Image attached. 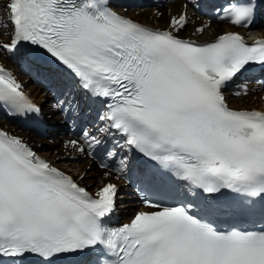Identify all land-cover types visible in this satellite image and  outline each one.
Returning <instances> with one entry per match:
<instances>
[{
	"label": "snow or ice",
	"instance_id": "1",
	"mask_svg": "<svg viewBox=\"0 0 264 264\" xmlns=\"http://www.w3.org/2000/svg\"><path fill=\"white\" fill-rule=\"evenodd\" d=\"M110 5L8 0L13 34L0 47L12 52L29 42L43 48L90 98L107 103L98 117L104 126L95 135L85 129L68 143L108 161L119 144L109 148L108 140L118 134L121 148L153 162L136 179L145 206L156 210L110 227L115 184L94 197L0 130V264H26L30 256L38 264H60L63 257L85 254L87 264H264V111L230 109L223 94L248 65H264V40L249 45L228 32L198 44L178 35L186 13L171 18L170 30H160ZM257 8L256 0H240L217 16L250 26ZM0 104L18 114L39 112L2 66ZM77 110L71 103L64 108L66 114ZM129 163L122 158L118 171H130ZM224 190L238 199H212ZM221 215L246 216L253 227L220 230L215 221Z\"/></svg>",
	"mask_w": 264,
	"mask_h": 264
},
{
	"label": "bare ground",
	"instance_id": "2",
	"mask_svg": "<svg viewBox=\"0 0 264 264\" xmlns=\"http://www.w3.org/2000/svg\"><path fill=\"white\" fill-rule=\"evenodd\" d=\"M2 3L4 7L7 5L8 0H3ZM156 9L150 7L148 5L143 6L140 5L139 7L132 6L126 12L128 15L133 17V19L147 23L149 25H156L161 26L163 28H169V18L174 15L175 13L178 16L182 13L187 14V23L186 26L179 31L183 37H190L195 38L198 40H204L208 38H212L217 34H220L225 31L229 30H236L233 27L225 25L223 22H217L211 20L209 25H206L205 22H202L203 15L200 17L189 8L188 5H185L182 0H167L165 6L154 4ZM156 10V11H155ZM4 12H8L7 8L3 9ZM124 11V10H122ZM8 17L10 16L9 13ZM11 34L10 35H3L0 34V39H2L3 44L10 43L11 36L13 34V25L11 24ZM197 28H203L202 32H197ZM261 28L256 27L255 29L251 30L253 33L263 32ZM3 51H0V66L7 68L17 80L19 84H25L24 91L28 93L32 98L35 99L36 103L41 105V112L42 116L52 124V127L49 130V135L44 137H36L35 135L23 131L13 124L8 123L5 120L0 118V128L10 131L12 133L18 134L24 139L27 144L34 149L41 158H46L52 164L60 167L61 169L65 170L66 172L70 173L74 176L78 183L87 186L90 190H96L101 184L105 183L110 179L116 181L115 177L112 175H105L106 172L97 169L90 163L87 157L77 159V160H69V158L65 157L66 154L68 156H76L77 154L73 149H71L68 145L71 138L64 132V128L60 125V117L53 109L52 102H49L50 94L46 93V87L42 86L41 84H35L30 76L25 72H21L15 67L16 59L12 57L8 52V56L2 54ZM18 61V60H17ZM80 92V91H79ZM264 93H255L250 91L246 96L242 95H234V92H231L229 89H223V94L226 95L227 100L230 103V106L234 108H246L251 106H257L259 108L264 107V100L260 99V94ZM50 139V143H48V139ZM44 143V144H43ZM65 144V145H64ZM44 146H49L48 149H43ZM87 165H90L88 171H86ZM119 191H121V186L119 185ZM123 192V191H122ZM124 195H119V198H123ZM128 198V201L120 204L119 207H124L125 209H120L124 211V215L121 221L127 220V212L130 211L131 207L135 204L134 201L131 199V196H125Z\"/></svg>",
	"mask_w": 264,
	"mask_h": 264
},
{
	"label": "rangeland",
	"instance_id": "3",
	"mask_svg": "<svg viewBox=\"0 0 264 264\" xmlns=\"http://www.w3.org/2000/svg\"><path fill=\"white\" fill-rule=\"evenodd\" d=\"M3 1V0H2ZM0 2H1V0H0ZM135 7H137V5H135ZM5 17H6V15H5ZM3 18V14H2V8H0V20ZM0 34H1V36H3L4 34L7 36V35H10L11 34V28L8 26V25H4V26H2V27H0ZM0 49H2V50H0V51H3L2 52V54H4V55H6L7 54V50L6 49H4V48H0ZM36 84V83H35ZM47 94H48V92H46ZM46 138V137H45ZM50 139L51 138H49L48 139V143H50L51 141H50ZM44 144V143H43ZM48 147L49 146H44V148L43 149H48ZM94 166V165H93ZM89 167H90V165H87V167H86V171H88V169H89Z\"/></svg>",
	"mask_w": 264,
	"mask_h": 264
}]
</instances>
